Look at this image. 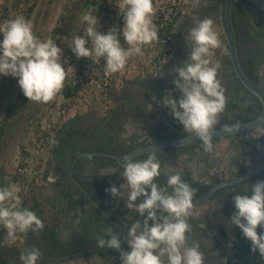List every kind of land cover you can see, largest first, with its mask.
I'll list each match as a JSON object with an SVG mask.
<instances>
[{
  "label": "clouds",
  "instance_id": "obj_1",
  "mask_svg": "<svg viewBox=\"0 0 264 264\" xmlns=\"http://www.w3.org/2000/svg\"><path fill=\"white\" fill-rule=\"evenodd\" d=\"M194 2L208 4V0ZM119 9L124 20L122 29L99 32L98 18L89 11L82 17L87 24L85 34L73 37L69 45L78 60L89 58L94 64L103 60L106 76L122 71L131 57L143 55V46L159 39L153 23V0H122ZM0 35V75L18 78L19 87L29 101L47 104L54 100L62 92L69 71L63 66L62 48L51 38H38L31 21L23 16L0 24ZM121 36L127 47L121 44ZM184 40L190 49L188 59L183 66L171 70L177 74L172 82L179 98L169 93L164 96L162 106L169 109L189 138H197L203 151L211 153L213 133L226 108L225 90L217 78L220 65L213 59L214 50L222 49L228 55L229 49L222 45L214 22L208 17H193V26L185 33ZM257 75L264 77V65H260ZM224 130L233 129L225 125ZM158 150L149 152L143 160L124 155L119 168L123 169L120 176L125 182L119 189L112 185L105 190L112 197L120 198L127 189L126 207L138 212L143 221H134L123 237L115 233L114 226L107 227L97 237L96 245L118 251L120 264H205L200 245L189 243L195 189L184 182L180 171L167 176L166 186L156 182L161 176ZM86 159L91 161L93 157L88 154ZM20 192L15 183L0 187V228L6 229L4 243H15L19 234L27 236L32 232L38 236L45 227L34 211L22 206ZM232 202L235 211L228 227H238L250 242L251 251L258 252L264 260V180L252 184L250 194L248 189L234 194ZM258 228L262 230L259 233ZM124 242L130 250L122 248ZM43 255L33 246L21 251L19 260L21 264H38Z\"/></svg>",
  "mask_w": 264,
  "mask_h": 264
},
{
  "label": "flooded vegetation",
  "instance_id": "obj_2",
  "mask_svg": "<svg viewBox=\"0 0 264 264\" xmlns=\"http://www.w3.org/2000/svg\"><path fill=\"white\" fill-rule=\"evenodd\" d=\"M219 1L208 0L207 6L202 3L198 5V9L193 13V16L186 17L178 24L180 30L186 26L189 27L188 29L191 28L188 24L192 22L193 17H198L199 8H211ZM232 13L239 59L243 70L249 79L264 87V77L257 75L260 65H264V13L246 0H235ZM183 46L186 47L176 50L174 57L172 56L171 60L162 65L155 75L160 74L156 77H154L155 75L152 76L151 81L155 83L144 85L139 77H135L125 81L119 89V93H115L112 101L116 103V116H113L115 119L113 118L112 124L117 121V128L112 124V126L108 125L106 119L99 118L92 111L88 112L83 117L84 119L68 120L63 124L62 130L59 132L63 139L59 140V144H62L61 147L64 146V152L60 158L56 155L53 162L54 168L59 173L58 181L71 192L76 199L75 204L55 231L43 229L33 240L27 239L24 247L3 250V254H0V264H21L19 260L21 251L33 246L38 247L44 254L43 259L38 264H62L68 260H80L81 258L86 263L87 260L102 252L113 251V249L107 247H98L96 239L104 234V229L113 226L119 237L123 235L124 220L120 217V214L122 215V210L126 209L124 206L126 205V199L114 198L109 192L105 191L112 185L119 188L118 184H121V182L118 181V174L123 170H120L111 158L96 154L122 155L138 147L151 146L160 141L182 139L188 136L179 122L173 124L170 121L165 123L159 121L158 124L160 97L166 93L167 88L169 89L171 85H174L172 81L177 78V74L172 73L171 70L176 66H183L185 57L190 51L187 43ZM183 49L184 52H181ZM225 59L226 63L223 62L224 58L221 54L217 78L225 90L226 108L220 114L219 123L215 129L224 128L225 125L230 127L252 121L260 115L262 110L260 101L246 90L235 76L229 56L226 55ZM132 85L135 87L130 88ZM125 121L135 125V129L132 128L121 133L120 130ZM257 129L264 131V124ZM257 129L238 132L225 138L213 139V151L216 149L217 142L227 141V146L224 148L228 152V157H230L229 151H235L232 144L238 143L240 145L242 141L248 139L249 132ZM192 152L195 153L194 159H192L195 160L200 157L201 162L205 159V162H202L205 165L198 162V166L195 165L197 167L190 171L183 161L188 160ZM88 154L93 157L91 161L86 159ZM148 154L136 159H146ZM207 154L210 153L203 151L200 141L186 146L159 149L156 155L161 163V176L156 182L160 186H166L167 176L175 171H180L183 180L187 177L190 178L189 185L195 189V200L217 183L213 176L215 172L211 169L220 163L221 157L219 156L210 162L206 160ZM235 154L237 155V152ZM239 157L238 154L237 161L235 160L236 162L233 161V163L230 159L225 158L226 163L234 164L236 169L229 173L228 179L244 175L253 167L264 163V154L260 155L258 151H251L248 154V159L255 163L251 168L245 167L243 162L238 161ZM200 166L206 167L208 170L209 174L206 178H202L206 172L201 171L204 175L197 173ZM218 167L220 166L218 165L217 169ZM113 169L118 170L114 174H109ZM195 173L198 174V180L193 177ZM261 180H264V172L242 183L218 190L202 204L214 203L217 206L222 204V208L231 213L230 209H235L232 202L233 195L243 193L244 189H248V194H250L251 185ZM119 225L122 227L121 230ZM225 232V230L218 228V232L214 234L213 238L208 239V235L202 236L195 231L194 235L190 236L189 243L196 242L200 245L201 251L208 254L213 253L212 258L210 257L212 260L209 263L205 262V264H249L251 257L250 245L249 241L243 237L241 230L239 229V232L236 233V239L227 236ZM227 242L232 246V254L230 255L231 258L224 259V262H222L223 258L214 257V255L219 250L218 247ZM239 246L241 247V254L239 253ZM252 264H264V260L260 259L258 252L255 253Z\"/></svg>",
  "mask_w": 264,
  "mask_h": 264
},
{
  "label": "built area",
  "instance_id": "obj_3",
  "mask_svg": "<svg viewBox=\"0 0 264 264\" xmlns=\"http://www.w3.org/2000/svg\"><path fill=\"white\" fill-rule=\"evenodd\" d=\"M82 1H69L67 12L59 20L58 29H63L64 24L70 22V12H73L78 6H82ZM121 4L122 0H97L96 4L89 3L83 15L91 11L98 18L97 30L101 33H107L111 28L122 29L121 11L119 9ZM102 6L107 7L106 9L109 11L102 9ZM153 6L155 9L153 23L158 29L159 39L151 45L143 46V55L131 57L125 68L119 73L106 76L103 60L98 64H94L89 58L78 60L69 47L73 37L58 34L56 40H59L58 46L63 50V66L66 70L69 68L68 84L75 88V91L68 98H64L59 94L62 103L55 105L57 106L55 110L57 116L54 114L56 113L54 109L49 111L51 119H49V122L47 121L46 129L38 126V119L33 122L35 126L32 124L33 126L29 127L28 134L23 142L24 154L15 170V176L18 180L15 184L21 188L20 197L28 195L32 186L41 185L40 181L45 170H43L40 155L52 147L59 127L82 112L95 111L99 108V105L105 106V104L111 102L109 96L116 93L133 74H145L146 69L154 71L159 65L166 63L175 45L178 24L198 9V5L195 4L194 0H188L187 3L185 0H153ZM86 27L87 24L82 19L75 36L84 35ZM120 38L122 39L121 44L127 47L124 44L123 37ZM123 249L130 250L128 246ZM118 264H120V259Z\"/></svg>",
  "mask_w": 264,
  "mask_h": 264
},
{
  "label": "rangeland",
  "instance_id": "obj_4",
  "mask_svg": "<svg viewBox=\"0 0 264 264\" xmlns=\"http://www.w3.org/2000/svg\"><path fill=\"white\" fill-rule=\"evenodd\" d=\"M70 0H0V24H3V17L4 15L6 17H8L9 19H12V17H17V16H23L25 17L27 14V10L30 7V3H32L33 7V11L32 14L30 16V20L32 25H33V32L35 35H37L38 38H40L41 40H46L48 38H51V34L54 28H57L59 23V20H61V16L64 15L65 12H67V4L69 3ZM218 7H219V2L215 3L211 8L208 9H200L198 10L197 16L201 19L208 17V18H213L216 14H218ZM205 8V7H204ZM79 9V10H78ZM82 6H78L77 8H75L73 10V12H70V16H71V20L68 23V27L66 29H64V32L61 34L62 36H67L72 38L74 37L77 32L74 34V30L72 29V25L74 26L76 23L74 22V20L76 21V16L82 11ZM193 12L191 14V16H193ZM72 21V22H71ZM75 24H74V23ZM190 27L193 26V20L191 23L188 24ZM189 27H184V29H181L179 32L177 31V38L175 41V45L173 47L172 53L169 57V59L167 60V62L169 60H171V57H174V53L176 50H180L183 48H185L186 46H183L186 42L184 40V35L187 32ZM178 29L179 26H178ZM216 29L218 30V27H216ZM39 32H41L40 34H43L41 37L39 35ZM220 33L222 34V31L220 30ZM182 35V38H181ZM184 41V44H183ZM181 52H184V49L181 50ZM222 57L224 58L223 62L226 63V55L223 54L222 51ZM189 56V52L187 53V56L185 57V61L188 59ZM166 62V63H167ZM165 63V64H166ZM217 63H219V59L217 61ZM147 75V74H133L129 79H134L135 77L140 79L141 82L144 83V85L147 84H152L155 83L154 81H151V79H153V75ZM158 75V74H157ZM157 75H155L154 77H156ZM135 87L134 85L130 86V88ZM171 88H167L166 89V93L164 95H162L160 97V112H159V118H158V124L159 121L160 123H163L164 121H170V118H172L173 116L169 113V109L162 106V101L165 95L171 93L173 95L174 98H179V93L178 91L175 89V85H171ZM25 96L23 95L19 84H18V78H14L11 76H2L0 75V122L2 121L3 117L6 115V112L8 111V107L10 108V113L8 114V118L9 119H13L14 121H18L20 123V120H27L24 126V129L21 131V142L23 143L25 141V138L28 134L29 131V127L34 125V121L35 119L39 120L38 126H42L46 129L47 127V121L49 122L51 119L50 115H49V111L51 109H54V111L56 110L55 105L62 103V99L59 98V94L57 95V97L54 99L55 102H53L54 100H52V105H50L51 102L44 104V103H36V102H32L30 104H28V102H25ZM99 110L105 108L108 109L109 105L105 104L104 105H99L98 106ZM113 107H116V105H113ZM97 109V110H98ZM104 111V110H103ZM56 112V111H55ZM8 113V112H7ZM83 113V112H82ZM158 113V112H157ZM57 116V112L54 113ZM106 114V113H105ZM3 115V116H2ZM49 115V116H47ZM17 116V117H16ZM164 122V123H165ZM33 124V125H32ZM35 126V125H34ZM248 139L244 140L241 142V144L239 145L238 143H233L232 144V148L235 151L231 152L229 151L230 157H228V152H226L225 148L227 146V141H223L222 143H218L215 147H216V152L218 153V157H221V161L219 164L215 165L212 167V171H214L215 173L213 174L215 180H217L216 182H219L221 180H224L226 178H228L230 175L229 173L236 170L235 166L233 163L236 162L237 160V156L239 154V158L238 161L243 162V165L245 167H252L253 165H255V163L252 162L251 159H248V154L251 151H255L262 155L264 154V131H261L260 129L258 130H254L252 132H249L248 134ZM249 140V141H248ZM13 139L10 138L8 139V141L5 142V144H7L11 147H14L15 145L12 143ZM237 152V155L235 154ZM23 151L21 150V155H22ZM214 153V152H213ZM24 154V153H23ZM211 154V153H210ZM212 155V154H211ZM23 157V156H22ZM225 158H228L231 160V164L226 163L227 161L225 160ZM194 159V158H193ZM192 161H188V160H184L183 163L186 164L188 166V168L190 169V171H193L199 163L205 162V159L202 160L200 157H197V159ZM224 162H222L223 160ZM236 160V161H235ZM199 162V163H198ZM205 165V163H202ZM195 165H197L195 167ZM218 167L217 169V166ZM196 171V170H195ZM206 172L205 175L201 172ZM197 173L200 174L202 173L204 176L202 178H206L207 175L209 174L208 170L206 169V167L200 166L199 170H197ZM195 173L193 175L194 178H196L198 180V174ZM118 178L121 182V184H123L125 181L124 179L120 176V173L118 174ZM2 175L0 173V179H1ZM10 178V176H9ZM12 178V177H11ZM118 184L119 188L120 185ZM118 188V189H119ZM122 191V189H121ZM122 194L125 195L124 197H121V199H126V195H127V189H124L122 191ZM229 202L231 203L230 199ZM43 204L48 205L49 203H46L45 201L43 202ZM50 205V204H49ZM125 206V210H122L123 214H120V217L123 218V220H128V221H137L139 220V218H137L135 216V213L132 212L131 210H129L126 205ZM50 210V216H52L54 214V210L51 209L50 207L48 208ZM227 209L222 208L220 206H217L216 204L214 205V203H205L202 204L198 207H195L192 209L193 215L189 218V223L192 226V232L190 234V236H193L194 232L196 231L197 234H201L202 236L204 235H208V239L213 238L214 234H216L218 232V228H219V224L216 222L218 221V219H220L221 216H231L233 214V212L235 211V209H230L231 213H228L226 211ZM45 219H48L45 217ZM213 232H212V231ZM236 230V228H235ZM234 230V231H235ZM260 231H262L260 229ZM5 233H6V229H5ZM259 233V231H258ZM228 235V232H227ZM229 243V242H227ZM227 243H223V245L227 244ZM222 244V243H221ZM217 246L219 248L220 251L224 252V255L228 254L231 255L232 251L231 249H229L228 251L225 250L224 246ZM127 243L125 242L124 244H122V248L127 247ZM230 243L228 244V246L226 247V249H228L230 247ZM204 253V251H202ZM119 252L116 250H110V251H106V255L105 256H99L96 255L95 257H92L91 259L87 260L86 263L83 261V259L81 258L80 260L77 259H73V260H68L62 264H118V261L120 259V254H118ZM84 262V263H83Z\"/></svg>",
  "mask_w": 264,
  "mask_h": 264
},
{
  "label": "crops",
  "instance_id": "obj_5",
  "mask_svg": "<svg viewBox=\"0 0 264 264\" xmlns=\"http://www.w3.org/2000/svg\"><path fill=\"white\" fill-rule=\"evenodd\" d=\"M82 17H83V11H81L76 16V21L74 20V22L76 24L73 22L75 24L74 26L72 25V29L75 31L74 34L80 28ZM177 31L179 32L180 29H177ZM67 36H69V35H67ZM116 93H119V90ZM113 96H115V93L113 95L109 96L111 99V102H108V105H109L108 109L103 108L102 110L96 109L95 111H92V113L94 115L98 116L99 118L103 117L104 119H106V121L108 120L107 121L108 125L112 124V120L114 118L113 116H116V114H115L116 107H113V105H115L116 103L112 101ZM7 112H6V115L9 114V113L7 114ZM86 115H87V113H80L77 115V117L70 119V121L73 119H75V120L84 119L83 117ZM26 121L27 120H23V121L20 120V123H19L17 120L14 121L13 119H9L5 125L4 135L2 136V139H1V144H0V173H1V175H5L9 182H11V180H12L11 177L14 176L16 167H17L18 163L20 162V160L23 156V153L21 155V150L23 151V147H24L23 143L21 142V138H22L21 131L24 129ZM80 122H82V121H80ZM117 123L118 122L115 121L112 125H114L117 128ZM62 126H63V124L59 127V129L56 133V138H55V141H54L52 147L47 152L42 153L40 155L41 162L43 165V170H46V169L48 170L46 180H43V178H42V180L40 181L41 182L40 186H37V185L32 186L29 189L27 197L25 199L23 197H21L22 206L29 208L30 210L34 211L36 214H37V210L35 208L36 203L37 204H38V202L43 203L44 201L48 202V200L49 199L51 200L53 197H59L60 198L59 192H60L61 188L53 186V184L56 181H58V177H59V173H57V171H56L57 169L54 168V162L53 161H54V158L56 155H58V157L60 158V157H62L63 152H64V146L61 147L62 144L61 145L59 144V140L63 139V137H61V135L59 134V132L62 130L61 129ZM122 126L123 127L120 130V131H122L121 133H123L125 130H131L132 128L135 129V127H136L135 125H132L128 121H125ZM87 127H88V123H87ZM10 138L13 139L12 143L15 145L14 147H11L10 143H9V146L7 144H5V142L8 141V139H10ZM217 144H218V142L216 143V145ZM211 154H207V158H206V160H208L210 162H212V160H215L218 157V153L216 152V149L214 151H212ZM64 166H65V164H64ZM9 176H10V178H9ZM47 208H49V205H47ZM47 214L50 215V210L47 211ZM230 217L231 216H226V217L221 216L220 219H218V221H216V222L219 224V228L226 231L225 232L226 235L228 232L227 236L235 237L233 239H236V233L239 232V229L235 226H232L231 228L228 227V220ZM235 228H237V229L235 230ZM258 231L260 232V229H258ZM20 235H21L20 241L23 240L24 243L27 241V239L33 240L37 236L36 234H34L32 232H29L27 234V236H24L22 234H20ZM228 244L229 243L223 245L225 250H227V251L232 248V246H230L228 249H226ZM240 249H241V247L239 248V253L241 254L242 251ZM3 250H6V248H0V254H3ZM210 254H208L207 252L204 251L206 263H209L212 260L211 258H212L213 253H210ZM215 256L218 258H220V257L223 258L222 262H224L223 261L224 259H228L230 257V255H228V254L224 255V252L220 251V250H218L216 252V255H214V257Z\"/></svg>",
  "mask_w": 264,
  "mask_h": 264
},
{
  "label": "water",
  "instance_id": "obj_6",
  "mask_svg": "<svg viewBox=\"0 0 264 264\" xmlns=\"http://www.w3.org/2000/svg\"><path fill=\"white\" fill-rule=\"evenodd\" d=\"M234 1L235 0H220L219 1L218 17L220 21L221 31H222V34L225 40V47L229 49L228 56L231 60V64L235 72V76L240 81V83L243 85V87L246 90H248L251 94H253L260 101L262 110H261L260 115L256 119L249 121V122H243L237 125H233L236 127L230 126L233 129L231 132L225 131L224 128L215 129V132L213 133V139L225 138L229 135L236 134L238 132L257 129V128L262 127L264 124V87L261 86L259 83L247 77V75L245 74L243 70L240 59H239L238 42H237V36L235 32V27H234V22H233V13H232ZM246 1H248L251 5H253L255 8H257L258 10L264 13V0H246ZM195 142H199V140L195 137L189 138L187 136L182 139L160 141L159 143L153 144L151 146L138 147L130 151L129 153L122 154V155H114V154H106V153H98L96 155H102L104 157L111 158L119 166V162H122L124 155H130L131 157L136 159L137 157L148 154L154 149H161L164 147L186 146L189 144H193ZM119 169L123 170L122 168H119ZM262 172H264V163L253 167L251 170H249L244 175H241L239 177L229 178V179L227 178L220 182H217L206 193L202 194L201 196H199L193 201V205H194L193 208L206 202L218 190L225 188V187H229V186L242 183L243 181L251 177L257 176ZM82 191L86 193L85 190L82 189ZM119 228L120 230L122 229L120 225H119ZM249 245H250V251H251L250 242H249ZM250 254H251V257H250L249 264H252L255 253L251 251Z\"/></svg>",
  "mask_w": 264,
  "mask_h": 264
},
{
  "label": "trees",
  "instance_id": "obj_7",
  "mask_svg": "<svg viewBox=\"0 0 264 264\" xmlns=\"http://www.w3.org/2000/svg\"><path fill=\"white\" fill-rule=\"evenodd\" d=\"M96 1L97 0H83L81 2L82 8H83L82 9L83 13H84V10L86 11L87 7L89 6V3L92 2L93 4H96ZM29 6L30 7L28 8L27 14L25 16L26 19H30V16L32 14L33 7H34L32 5V3H30ZM106 8L107 7L102 6V9H106ZM106 10L109 11L108 9H106ZM60 18H63V16H61ZM12 19H13V17H12ZM6 20H11V19H9L8 17H6L4 15L3 22L6 21ZM120 20L122 21L121 22V26L123 27L124 20H123V15L122 14L120 15ZM212 20L214 22V30L217 32V34H218V36H219V38L221 40L222 45L225 46L224 36H223V34L220 33L221 26H220V21H219L218 14H216L212 18ZM68 26H69L68 23H65L64 26H63V29H61V28H59V29L58 28H54L53 29L52 34H51V39H53L56 42L57 46H58V41L59 40H56V37L58 36V34H62L64 32V29H66ZM216 27H218V30L216 29ZM40 33L41 32H39V35L41 37L43 34H40ZM0 39H2V35H0ZM120 40H122V39L120 38ZM214 51H215V56H214L213 59H214L215 62H217L218 59L221 56L222 49H216ZM164 64L165 63H162L161 65H159L154 71H150L149 69H146L145 74L151 75V74L156 73L158 71V69L162 65H164ZM68 83H69V80L67 78L66 81H65V86H64L62 92L60 93V95L64 96V98L71 97L73 95V92L75 91V88H72ZM24 99H25V102H28V104L32 103L26 97ZM50 105H52V102L50 103ZM7 110H8V113H10V111H9L10 108L9 107H8ZM8 120H9L8 115H5L3 117V119H2V121L0 122V144H1L2 136L4 135L5 125H6V123H7ZM170 122L174 124V123H176L178 121L175 120L172 117V118H170ZM39 129H40V127H39ZM194 154H195L194 152H192L190 154V156L188 158V161L189 162L192 161V158H193ZM47 174H48V170L46 169L45 170V173L43 174V180H46ZM17 181H18L17 180V177L14 174V176L12 177L11 183H15ZM184 182H186V183L189 184L190 183V178L187 177L184 180ZM8 183H9V181L6 178V176L5 175H2V177L0 179V187L6 186ZM53 186L61 188L60 189V192H59L60 193V198L59 197H53L51 200L49 199L48 202H46V203H49L50 204V205L49 204L48 205H49V207L51 209L54 210V214L52 216L48 215L47 214V211H49V209L47 208V205H45V204H43L41 202L40 203L38 202V204L36 203V207L35 208L37 210V216L44 223V226H45L44 229H49V230L55 231L59 227V225H60L61 221L63 220V218H65L69 214V212L71 211V209L73 208L76 199L72 196L71 192H69L67 189H65L62 186V183L56 181L53 184ZM26 197H27V195H24L23 196L24 199ZM132 212H134L135 213V216L137 218H139V221H141V222L143 221V217H141L138 212H135V211H132ZM45 217L48 218V219H45ZM132 223H133L132 221H128V220H125L124 221V231H123L122 237L123 236H126L127 231H128V229H129V227L131 226ZM5 235H6L5 229L4 228H0V248L17 249L19 247H24L25 246L24 241L23 240L20 241V237H21L20 234L18 235V239H17V241L15 243H4ZM124 243H122V244H124ZM105 253H106V251L104 253L102 252V253H100L98 255L99 256H105L106 255Z\"/></svg>",
  "mask_w": 264,
  "mask_h": 264
},
{
  "label": "bare ground",
  "instance_id": "obj_8",
  "mask_svg": "<svg viewBox=\"0 0 264 264\" xmlns=\"http://www.w3.org/2000/svg\"><path fill=\"white\" fill-rule=\"evenodd\" d=\"M77 117V116H76Z\"/></svg>",
  "mask_w": 264,
  "mask_h": 264
}]
</instances>
